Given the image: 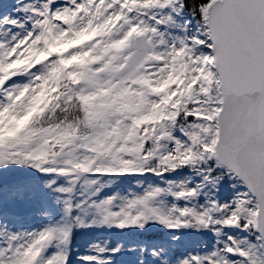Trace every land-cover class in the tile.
<instances>
[{
	"label": "snow or ice",
	"instance_id": "obj_1",
	"mask_svg": "<svg viewBox=\"0 0 264 264\" xmlns=\"http://www.w3.org/2000/svg\"><path fill=\"white\" fill-rule=\"evenodd\" d=\"M0 264H264V0H0Z\"/></svg>",
	"mask_w": 264,
	"mask_h": 264
}]
</instances>
